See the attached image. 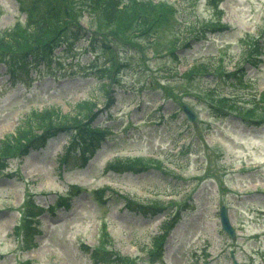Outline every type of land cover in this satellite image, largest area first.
<instances>
[{
  "label": "rangeland",
  "instance_id": "obj_1",
  "mask_svg": "<svg viewBox=\"0 0 264 264\" xmlns=\"http://www.w3.org/2000/svg\"><path fill=\"white\" fill-rule=\"evenodd\" d=\"M164 1L176 6L179 31L187 22L198 28L217 20L225 29L192 43L189 53L180 50L176 59L169 55L175 47L172 29L162 31L155 47L143 38L135 40L134 49L114 47L115 60L127 64L118 74L117 102L92 123L111 128L106 143L91 156L87 153L85 163L75 149L66 169L60 170L58 158L67 137L58 133L45 147L9 161L0 173V264H102L85 247L98 243L103 225L110 234L104 247L139 264H232L230 250L240 264H264V112L241 119L238 112L220 113L215 103L228 96L243 104L264 90V54L256 66L244 62L249 43L259 38L264 48V0H223L216 9L208 0ZM78 4L74 16L79 24L86 28L91 18L101 22L94 9L77 11ZM24 18L16 0H0V34ZM87 39L68 58L48 62L52 68L15 63L12 73L0 64V146L34 110L54 108L71 116L85 100L97 102L98 109L105 106L106 81L90 74L97 63L95 53L83 50ZM219 53L229 72L244 67L241 81L233 79L232 84L217 75L184 78L200 59L216 66ZM179 103L197 114L195 122L187 121ZM136 157L150 159L157 169L108 167L111 161ZM104 188L109 189L98 200L94 192ZM116 190L135 201H160L164 208L156 213L130 209L113 194ZM66 194L69 208L41 214L34 246L19 247L13 232L22 220L24 201L31 197L46 207ZM221 205L228 209L234 240L220 228ZM177 213V222L168 224L163 256L152 258L150 242L167 225V215Z\"/></svg>",
  "mask_w": 264,
  "mask_h": 264
},
{
  "label": "trees",
  "instance_id": "obj_2",
  "mask_svg": "<svg viewBox=\"0 0 264 264\" xmlns=\"http://www.w3.org/2000/svg\"><path fill=\"white\" fill-rule=\"evenodd\" d=\"M22 12L26 13L25 24L15 22L13 26L0 34V63L18 62L24 64L47 61L54 62V49L64 45L62 53L68 50L69 43H76L80 39L86 37L89 32L84 30L76 21L74 13L76 12L75 4H78L77 11L94 9L101 16V22L95 24L93 18L90 19L91 29L88 36V50L95 53L97 60L103 59L102 64L95 66L96 73L100 79L107 78L110 83H117L116 73L123 65H116L115 52L110 43L121 46H130L135 48V40L143 38L150 45L159 43L162 31L173 29V10L164 1L155 2L153 0H17ZM213 7L216 8L220 0H208ZM86 7H88L86 9ZM210 26L219 25L211 22ZM209 25H203L205 27ZM198 30L195 23H191L183 32L174 35L173 44L169 55L175 57L173 50L179 46H187L189 41L186 34H193ZM154 43V44H152ZM262 45L259 40H254L245 50L247 60L252 64L260 61L262 54ZM73 49V48H72ZM156 53V52H154ZM107 54V55H106ZM65 55V54H63ZM106 55L105 58L102 56ZM27 64V63H26ZM10 65V64H9ZM217 72L219 76L230 79V74L226 73L222 67L213 69L208 65L200 64L188 71L185 78L192 79L194 74H210L209 72ZM194 73V74H193ZM103 82L105 89L110 88V83ZM107 87V88H106ZM104 89V91H105ZM109 96V103L113 102V98ZM231 102V103H230ZM252 108L244 109V107L235 104L230 100H219L218 104L229 107L232 110L243 112L244 116H253L256 112H264V91L257 100L248 101ZM95 104L84 101L76 105L73 115H59L54 108H45L41 111H32V118L26 119L21 124L17 134L8 142H3L0 146V154L2 156L15 157L22 156L28 152V149L39 147L44 142L45 135L38 136V130L51 129V132H62L68 137L69 150L75 147L81 149L83 155L90 149L99 147L105 139L107 130L100 126H92L91 122L97 116L94 112ZM34 116V117H33ZM30 117V116H29ZM23 146V148H21ZM70 153L65 157L66 163L69 161ZM85 161V159H84ZM142 159L136 160H116L110 164L112 169H132L139 167H147ZM6 166L4 159L0 161V170ZM98 199H102L100 193L97 194ZM131 203V202H130ZM129 203V204H130ZM24 219V235L23 241L29 247L33 246L34 237V219L41 210L34 205L32 199H27ZM60 205V204H59ZM63 207H67L66 201L61 203ZM136 205V204H135ZM141 206V204H139ZM131 207V206H128ZM169 217L170 223L177 219L176 216ZM163 233L155 238L154 246L157 251L154 257L161 255L160 248L168 233V226L163 225ZM15 235L18 233L17 228L14 229ZM107 241V235L104 234L101 240V249ZM30 245V246H29ZM102 251V250H101ZM106 255V254H105ZM98 256V255H95ZM108 256V255H106ZM106 256H100L98 260L106 261ZM109 256H111L109 254ZM110 258V257H109ZM111 258L113 264H119L120 259ZM129 260L121 258V264H126Z\"/></svg>",
  "mask_w": 264,
  "mask_h": 264
},
{
  "label": "water",
  "instance_id": "obj_3",
  "mask_svg": "<svg viewBox=\"0 0 264 264\" xmlns=\"http://www.w3.org/2000/svg\"><path fill=\"white\" fill-rule=\"evenodd\" d=\"M183 110L185 111V113H186V115L190 121H194L196 119V115L189 109L188 106L184 105ZM220 218H221V224H222V227L224 228V230H226L231 236H233V232H232V229L228 223L224 209H221Z\"/></svg>",
  "mask_w": 264,
  "mask_h": 264
}]
</instances>
